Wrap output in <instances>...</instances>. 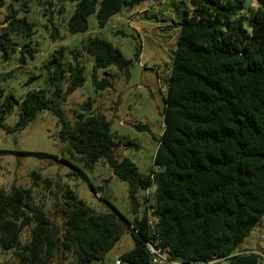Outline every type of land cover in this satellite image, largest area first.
Wrapping results in <instances>:
<instances>
[{"label":"trees","instance_id":"16d2710c","mask_svg":"<svg viewBox=\"0 0 264 264\" xmlns=\"http://www.w3.org/2000/svg\"><path fill=\"white\" fill-rule=\"evenodd\" d=\"M49 1L43 5L50 7ZM70 1L75 8L65 23L66 31L76 35L87 31L90 15L102 29L122 9H134L148 0ZM253 1L254 9H246L245 0L188 1L189 10L179 18L163 97V131L153 158L158 171L147 175L140 174L129 159H118L120 143L111 133L110 122L93 113L90 101L72 110V122L66 120L62 103L84 82L80 53L59 48L49 54L40 68L46 90L27 91L20 101L0 90V128L20 131L40 112L48 111L56 117L58 140L66 144L72 159L89 171L97 162L105 163L127 185L132 220L125 223L133 248L120 256L126 264H151L147 244L155 239L170 262L258 261L254 253L235 252L264 218V0ZM19 12H28V7L17 11L9 6L5 32L31 37L33 26L17 18ZM48 16L53 23L51 13ZM57 35L52 24L49 38L54 42ZM16 48V42L0 37L4 54ZM80 49L94 60L95 92L112 89L107 77L97 78L99 70L105 76L113 69L116 75L128 77L132 61L108 42L88 38ZM34 51L24 46L21 62L24 53L32 57ZM138 55L136 49L134 59ZM15 107L16 124L5 127L4 120ZM125 147L137 149L131 141ZM30 177L29 188H0V250L10 252L18 264H61L66 256L72 264L102 261L121 238L122 217L116 211L95 213L68 187L34 172ZM34 187L41 190L37 195ZM148 189L153 190L149 195ZM38 195L46 198L35 204ZM47 198L52 203L50 212L43 203ZM29 227L28 240L22 243L21 234Z\"/></svg>","mask_w":264,"mask_h":264},{"label":"rangeland","instance_id":"374dc122","mask_svg":"<svg viewBox=\"0 0 264 264\" xmlns=\"http://www.w3.org/2000/svg\"><path fill=\"white\" fill-rule=\"evenodd\" d=\"M45 1L0 0V37L5 36L17 43L15 51L6 50L4 54L0 50V90L4 95H12L18 101L23 99L27 91L46 90L45 75L40 68L49 54L59 48L80 53L84 66V82L66 96L62 103L66 120L72 122V110L90 101L93 113L103 114L110 122L111 133L120 143L116 152L118 159H129L143 175L158 171L153 165V158L157 139L163 131V97L174 59L179 18L183 12L189 10V0H148L134 9H122L102 29L98 27L95 15H90L87 17V31L76 35H70L65 25L73 14L75 2L50 0L51 6L48 7L43 5ZM254 2L245 0V8H250V4ZM9 6L17 11L22 6L28 7V12H19L17 18H24L32 24L34 34L31 37H19L5 32ZM48 11L53 23L48 21ZM52 24L58 30L54 42L49 38ZM88 38L108 42L120 51L124 59L132 61L128 77L116 75L113 69L106 71V76L104 71H97V78L107 77L112 89L94 91V60L84 55L80 49L81 43ZM24 46L35 51L32 57L24 53L22 63L20 51ZM136 49L139 50V55L134 59ZM32 77L36 79L29 81ZM47 95L50 96L49 93ZM16 121L15 107L4 120V125L12 128ZM137 126H146L148 130ZM58 131L57 119L48 111L40 112L34 121L20 131L8 133L0 128V188H29L32 184L30 174L34 172L41 178L68 187L95 213L116 211L122 217L119 224L121 238L102 261L93 264H126L120 260V256L133 248L130 230L125 223L132 220L127 185L116 179L105 163L99 161L89 171L82 163L72 159L65 149L66 144L58 140ZM128 141L136 144L137 149L126 148ZM40 191L33 188L35 195ZM42 198L46 197L38 195L35 204ZM43 203L50 212L51 199H44ZM148 203L149 207L154 204L152 195L148 197ZM143 211L142 205L139 214ZM30 229L23 230L22 243L28 240ZM235 252L264 254V218ZM0 264H18V261L10 252L0 250ZM61 264H72V260L66 256L61 259ZM220 264L228 263L220 261Z\"/></svg>","mask_w":264,"mask_h":264},{"label":"built area","instance_id":"2783aa9c","mask_svg":"<svg viewBox=\"0 0 264 264\" xmlns=\"http://www.w3.org/2000/svg\"><path fill=\"white\" fill-rule=\"evenodd\" d=\"M250 8L254 9L256 8L255 2L250 4ZM152 189L146 190V194L152 193ZM149 227L153 230V225L151 222H148ZM159 241L155 239L154 241H151L147 244L148 253L151 256V264H180L179 262H170L168 259V253L167 251L159 247ZM259 258L256 264H264V254L262 253H255ZM221 260H215V262H220ZM118 264V262H117Z\"/></svg>","mask_w":264,"mask_h":264},{"label":"clouds","instance_id":"9594fccd","mask_svg":"<svg viewBox=\"0 0 264 264\" xmlns=\"http://www.w3.org/2000/svg\"><path fill=\"white\" fill-rule=\"evenodd\" d=\"M240 254H248V253H240Z\"/></svg>","mask_w":264,"mask_h":264}]
</instances>
